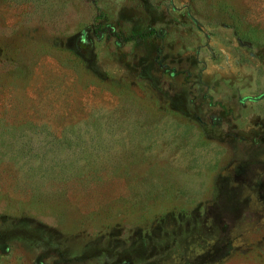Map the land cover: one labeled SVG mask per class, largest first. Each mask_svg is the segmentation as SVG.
Returning <instances> with one entry per match:
<instances>
[{
	"label": "rangeland",
	"instance_id": "rangeland-1",
	"mask_svg": "<svg viewBox=\"0 0 264 264\" xmlns=\"http://www.w3.org/2000/svg\"><path fill=\"white\" fill-rule=\"evenodd\" d=\"M0 264H264V0H0Z\"/></svg>",
	"mask_w": 264,
	"mask_h": 264
},
{
	"label": "trees",
	"instance_id": "trees-1",
	"mask_svg": "<svg viewBox=\"0 0 264 264\" xmlns=\"http://www.w3.org/2000/svg\"><path fill=\"white\" fill-rule=\"evenodd\" d=\"M110 34H112L113 36L116 37V35H115V33H114L113 31H110ZM145 34H147V33H145ZM142 35H143V34H142Z\"/></svg>",
	"mask_w": 264,
	"mask_h": 264
}]
</instances>
